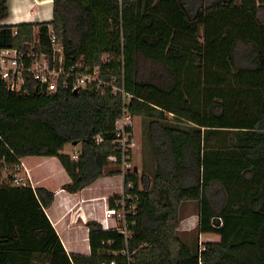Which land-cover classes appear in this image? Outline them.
Here are the masks:
<instances>
[{"label": "trees", "instance_id": "16d2710c", "mask_svg": "<svg viewBox=\"0 0 264 264\" xmlns=\"http://www.w3.org/2000/svg\"><path fill=\"white\" fill-rule=\"evenodd\" d=\"M7 2L0 49L48 57L52 31L66 59L99 66L117 84L123 76L154 172L149 190L144 174L124 177L139 200L127 240L74 210L71 226L88 230V255L66 253L45 213L53 192L0 180V264H124L112 253L125 248L134 264H264V0H125L121 8L53 0L50 22L2 25ZM104 55L112 61L102 64ZM120 109L110 90L31 86L23 94L0 81V172L26 157L56 158L69 194L120 175L108 160ZM74 142L81 149L71 160L62 151ZM186 202L197 206L194 250L175 235Z\"/></svg>", "mask_w": 264, "mask_h": 264}, {"label": "built area", "instance_id": "2783aa9c", "mask_svg": "<svg viewBox=\"0 0 264 264\" xmlns=\"http://www.w3.org/2000/svg\"><path fill=\"white\" fill-rule=\"evenodd\" d=\"M119 8L125 0H113ZM16 34V33H14ZM49 42L51 45L50 56L45 57L42 53L29 51H20L16 48L0 49V81L3 82L7 90L14 93L28 94L31 86H35L42 93H54L65 89L70 93H77L84 88H93L97 92L110 90L121 100V109L119 115L113 123L114 140L112 142L114 155L108 158L110 163L116 164L122 177V188L120 193L112 196V205L105 206L102 213L101 224L103 230H115L123 235L125 240L129 237L128 227L133 225L131 220L136 215L138 197L128 192L132 189V183L124 184V177L130 174H136V168L133 157L137 148L133 117L129 112V100L132 98L124 88L123 76L121 82L117 84L115 77L103 79L100 76V68L89 67L85 65L81 58L68 60L63 53V45L56 36L49 32ZM112 61L110 56H102L101 63ZM96 143L102 140L100 136L95 138ZM71 160L77 159V154L70 155ZM21 164L13 167L11 185L20 186L29 183V178L20 175ZM30 185V184H29ZM112 245V241L101 242V245ZM121 255L125 258L124 264H134L132 254L128 248L121 252H113L112 256ZM99 264H118L116 260L101 262Z\"/></svg>", "mask_w": 264, "mask_h": 264}, {"label": "crops", "instance_id": "0c3cea01", "mask_svg": "<svg viewBox=\"0 0 264 264\" xmlns=\"http://www.w3.org/2000/svg\"><path fill=\"white\" fill-rule=\"evenodd\" d=\"M52 2L53 0H8V16L4 20V24L20 25L50 22L52 19ZM66 146H64L62 153L72 155L65 152ZM20 164L22 166L21 172H23L25 177L29 178V184L32 188L42 187L53 192L54 201L45 210V213L59 236L66 253L88 255V245V252L86 253L72 251V241L76 231H82L84 239H88V230L85 227L71 226L73 212L75 209L80 208L87 220L101 223V210L109 203V198L120 193L122 177L120 175L104 176L85 187L79 193L69 194L63 190V186L69 183L70 179L56 158L26 157L20 160ZM49 165L55 172L58 171L61 174V183L54 188L47 186L53 177V174L48 170L47 166ZM54 205H57L56 210L53 208ZM53 211H57L58 214H53ZM62 222H65V225L61 229ZM59 226L60 228H58Z\"/></svg>", "mask_w": 264, "mask_h": 264}, {"label": "rangeland", "instance_id": "374dc122", "mask_svg": "<svg viewBox=\"0 0 264 264\" xmlns=\"http://www.w3.org/2000/svg\"><path fill=\"white\" fill-rule=\"evenodd\" d=\"M3 23V24H2ZM2 25L4 24V21L2 22ZM134 126V133L137 143V148L135 150V154L133 157V162L136 166V169L138 171L137 176L141 179L142 174L145 175V179L148 180V190L150 189L152 178H153V172H154V162L152 159V156L148 149V144L144 138L143 135V127L144 123L141 118L135 117L133 121ZM81 146L78 145H72L67 144L65 147V152L76 154L78 151H80ZM49 169V172L53 174L52 180H50L47 184L48 187L54 188L58 184L61 183V174L57 171L55 172L52 167L47 166ZM11 171L8 170H1L0 172V180H6L10 176H12ZM23 175V172L20 174ZM26 178V177H25ZM29 184V183H28ZM139 189L144 190L143 182L140 180ZM54 210H56L57 205H54ZM103 210H101V218H102ZM48 214L50 215L49 211ZM53 214H58L57 211H53ZM58 217V215H57ZM197 206L194 202H186L182 203L179 207V214H178V227L176 229V236L185 244L187 245L191 250H194L196 247V236H197ZM65 222L61 223V229L64 227ZM60 228V226L58 227ZM78 232V233H77ZM75 236L73 237V247L72 251H77L80 253H86L87 251V245L88 242L85 237H83L82 231H76Z\"/></svg>", "mask_w": 264, "mask_h": 264}, {"label": "water", "instance_id": "95a60500", "mask_svg": "<svg viewBox=\"0 0 264 264\" xmlns=\"http://www.w3.org/2000/svg\"><path fill=\"white\" fill-rule=\"evenodd\" d=\"M73 95H76L77 94V91H73V93H72ZM72 145H77V143H72ZM134 171L136 172L137 171V169L136 168H134ZM216 226H218V224H216Z\"/></svg>", "mask_w": 264, "mask_h": 264}]
</instances>
